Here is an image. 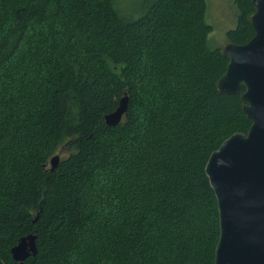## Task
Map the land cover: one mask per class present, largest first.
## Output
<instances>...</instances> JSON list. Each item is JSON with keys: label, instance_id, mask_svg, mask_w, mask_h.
Instances as JSON below:
<instances>
[{"label": "trees", "instance_id": "1", "mask_svg": "<svg viewBox=\"0 0 264 264\" xmlns=\"http://www.w3.org/2000/svg\"><path fill=\"white\" fill-rule=\"evenodd\" d=\"M0 0V259L5 264H214L205 167L251 121L217 81L206 0ZM227 33L254 35L251 0ZM126 96L116 126L104 116ZM60 148L50 170L49 160ZM36 236L21 263L11 248ZM10 247V248H9Z\"/></svg>", "mask_w": 264, "mask_h": 264}, {"label": "water", "instance_id": "2", "mask_svg": "<svg viewBox=\"0 0 264 264\" xmlns=\"http://www.w3.org/2000/svg\"><path fill=\"white\" fill-rule=\"evenodd\" d=\"M253 37L243 45L228 43L225 73L217 81L223 95L238 94L242 87L243 111L251 121L248 132L236 133L213 152L205 172L215 194L220 235L214 264H264V0H251ZM127 97L104 116L107 126L118 125L127 111ZM60 156L49 160L50 170ZM36 254V236L28 234L11 248L13 261L21 263ZM0 264H5L0 259Z\"/></svg>", "mask_w": 264, "mask_h": 264}, {"label": "rangeland", "instance_id": "3", "mask_svg": "<svg viewBox=\"0 0 264 264\" xmlns=\"http://www.w3.org/2000/svg\"><path fill=\"white\" fill-rule=\"evenodd\" d=\"M147 1L148 0H115L114 4L120 13L137 17ZM237 1L238 0H206V20L212 26V31L209 35V47L220 48L222 50L226 44L231 43L227 37V33L234 30L238 24ZM68 154L69 151L65 148H60L57 151V155L61 158H64Z\"/></svg>", "mask_w": 264, "mask_h": 264}, {"label": "bare ground", "instance_id": "4", "mask_svg": "<svg viewBox=\"0 0 264 264\" xmlns=\"http://www.w3.org/2000/svg\"><path fill=\"white\" fill-rule=\"evenodd\" d=\"M235 44V43H234ZM10 248V247H9Z\"/></svg>", "mask_w": 264, "mask_h": 264}]
</instances>
